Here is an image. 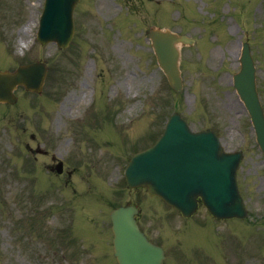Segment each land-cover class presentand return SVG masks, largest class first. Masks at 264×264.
<instances>
[{
	"label": "rangeland",
	"instance_id": "obj_1",
	"mask_svg": "<svg viewBox=\"0 0 264 264\" xmlns=\"http://www.w3.org/2000/svg\"><path fill=\"white\" fill-rule=\"evenodd\" d=\"M42 1L0 0V66L14 69L24 62L47 63L48 77L42 94L34 96L17 91L20 104L9 111L25 108L30 116L34 113L32 110L43 109L47 133L39 132V139L47 153L37 157V165L42 168L54 158L62 161L64 169L72 170L74 175L66 179L64 174L56 177L47 174L44 186L47 190L56 189L55 196H48L43 206L38 205L35 196L39 190L43 191L44 186H35L28 180L33 172L29 174L22 170L27 160L25 156L32 158L33 155L25 152L12 157L6 147L12 129L0 135L3 143L0 155L9 161L8 167L15 170L18 167L14 175L8 176L4 171L7 165L3 161V170H0V264H81L79 261L74 263V260L59 259L60 249L56 241L50 239L48 231L56 227L53 214L59 220H66L68 215L60 214L64 208L55 198L66 195L72 186H83L81 172L84 167L98 169L99 174L94 171L95 177L88 181L103 193L106 187L109 188L111 197L107 200L108 205L126 201H135L140 205L141 226L155 240L161 238L167 247L166 264H199L197 255L188 258L189 247L176 251L177 242L172 241L177 223L164 218V213L149 209L147 201L136 199V194L127 191L123 185L127 160L134 151L151 142L157 129L158 134L161 132L164 121L157 112L173 110V101L177 102L176 108L189 116L192 122H206L208 126L215 127L227 150L243 152L238 176L240 181L245 180L243 197L251 220L257 226L250 229L255 231L254 234L251 236L249 232L246 238L241 237L239 230L245 225L234 223L232 225L236 226L230 225L231 228L218 226V249H226L224 244H227L231 252L235 251L232 258L242 260V255L247 257L249 264H264V161L255 145L247 115L231 86V74L238 69L239 46L252 41L260 79L258 90L264 105V0H244L242 6L238 0H225L231 2L230 6L220 0L215 3L214 0H84L76 13L77 32L68 50L57 51L53 45L41 47L33 43L34 28L24 37L22 43L30 39L24 48L25 45L18 44V32L31 19L37 20ZM231 6L237 11L234 15L240 17L231 19L225 14L227 10L232 14ZM241 7L242 11H239ZM213 13L216 17L217 13L221 16L215 24ZM151 26L199 40L196 47L182 50L184 91L180 96L171 94L155 65L143 35ZM205 30L210 38L203 44L201 37ZM95 103L98 104L90 114L92 126L85 130L87 132L76 131L74 115L88 106L93 107ZM107 118L118 119L115 122L119 124L118 131L111 127L109 132H99L108 127ZM93 124L100 126L95 132L92 131ZM26 126L25 136L38 131L33 122ZM18 133L23 134L21 129ZM105 134L108 136L104 137ZM102 150L103 154L99 152ZM23 174L28 178H23ZM151 203L158 208L155 201ZM43 208L44 216L41 215ZM107 209L105 207V215L101 218L106 222ZM192 225L189 221L187 228L191 229ZM77 233L88 238L94 234L93 239L99 235L91 229ZM43 238L42 246L25 249L29 240ZM240 239L242 243L239 244ZM59 242L66 247L64 241ZM95 247L97 251L101 248V240L95 241ZM200 248L207 256L212 253V243L207 239ZM222 255H226L222 257L225 259L230 254ZM207 256H202L201 264H208ZM104 257L101 261L107 262V257ZM227 261L228 264L233 262L229 258ZM85 264L96 263L89 258Z\"/></svg>",
	"mask_w": 264,
	"mask_h": 264
},
{
	"label": "water",
	"instance_id": "obj_2",
	"mask_svg": "<svg viewBox=\"0 0 264 264\" xmlns=\"http://www.w3.org/2000/svg\"><path fill=\"white\" fill-rule=\"evenodd\" d=\"M54 0H48L49 4H53ZM57 3L60 4L57 11H55V15H59L62 22L65 21V17L67 14V27L65 31V38L64 41L69 38L70 36V29H71V20H70V12L77 2V0H68V12H64L63 7V0H56ZM61 24V28H63L64 24L59 22ZM59 35H57L55 38L59 39ZM164 43L161 41H154V47L156 49V52L158 53L159 61L162 67L167 71L169 76H175L176 71L174 67V58H175V52H173L172 49H170L168 52L165 47H163ZM173 63V65H172ZM44 70L41 67L37 66H29L25 68H21L17 74L11 76V75H3L0 74V99H7L10 98L11 95V89L16 83H24L28 88L39 90L40 85L42 83L43 77H44ZM237 81L239 78H236ZM241 79V78H240ZM251 111V110H250ZM169 146L166 145V141L162 143V149L157 153H149L145 152L144 155L149 153L147 156L143 158H136L137 161L135 163V169L130 175H128V180L132 183L133 186H155V185H168L170 184V181L174 178V169L173 166L168 163L167 161H163L161 159V155L164 153L165 150H168ZM152 150H150L151 152ZM163 151V152H162ZM141 154V155H143ZM181 177L184 176V171L182 170L179 174ZM233 174H230L232 176ZM130 177V178H129ZM193 194H191L188 198H191ZM185 214L188 213V211H184ZM130 213L128 210L120 209L118 211H115V214L113 216V219L116 220V227H120L121 230L118 233V243L120 245L132 243L137 245V247L134 249V252L136 253V257L138 260V264H160L161 260V254L156 249L145 247L141 242V239L138 237V233L130 230H127V228L130 226L129 223L126 224L127 218L130 219ZM224 216H228L226 212L221 213ZM140 249H144V253H139L138 251ZM129 257L126 259L128 260ZM130 260H128L129 262ZM123 264H129V263H123Z\"/></svg>",
	"mask_w": 264,
	"mask_h": 264
},
{
	"label": "bare ground",
	"instance_id": "obj_3",
	"mask_svg": "<svg viewBox=\"0 0 264 264\" xmlns=\"http://www.w3.org/2000/svg\"><path fill=\"white\" fill-rule=\"evenodd\" d=\"M27 28H28V26H26L25 28H23L22 30L19 31V36H21V38H22V36L25 35Z\"/></svg>",
	"mask_w": 264,
	"mask_h": 264
}]
</instances>
